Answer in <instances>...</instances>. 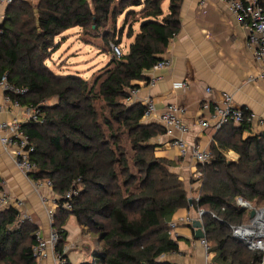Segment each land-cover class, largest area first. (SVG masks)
I'll return each instance as SVG.
<instances>
[{"label":"trees","instance_id":"1","mask_svg":"<svg viewBox=\"0 0 264 264\" xmlns=\"http://www.w3.org/2000/svg\"><path fill=\"white\" fill-rule=\"evenodd\" d=\"M164 1L12 0L7 7L0 26V79L7 76L11 85L27 89L12 100L40 109L41 122L25 124L23 130L38 167L30 178L50 181L59 197L53 225L60 234L57 251L67 245L66 227L74 216L101 245L93 264H171L166 257L179 247L169 223L176 212L192 207L197 216L204 213L201 221L213 264H262L264 253L249 250L234 237L232 227L249 224V212L238 206L239 199L264 204V131L244 139L250 130L246 123L218 130L217 145L210 148L212 163L198 165L201 184L190 205L184 181L171 171V162L156 157L151 144L165 129L142 123L143 104L125 103L129 92L139 89L135 82L148 81L147 74L180 32L184 0H169L167 14ZM136 7H142L139 13L127 15L128 20L140 16L139 32L129 28L128 53L112 58L92 80L57 76L47 66L56 38L66 31L78 27L84 40L109 43L118 18ZM53 99L57 104H44ZM229 151L238 161L226 159ZM74 183L78 195L73 209L65 210L63 198ZM37 231L30 221L21 222L18 210L1 211L0 264H35Z\"/></svg>","mask_w":264,"mask_h":264},{"label":"crops","instance_id":"2","mask_svg":"<svg viewBox=\"0 0 264 264\" xmlns=\"http://www.w3.org/2000/svg\"><path fill=\"white\" fill-rule=\"evenodd\" d=\"M262 2L264 5V0ZM7 7L6 2L0 0V26L4 21ZM180 17V32L171 41L163 56V60L171 62V67L155 72L161 80L154 87L147 85L152 72L147 74V82H135L139 86V93L133 104H144L146 100L152 99L158 112L172 104L180 106L184 109L183 121L189 127L185 140L189 144L200 145L203 149L210 150L213 144L217 145L215 137L218 131L202 129L199 126V120L209 118V114L203 110V105L222 103L224 95L229 94L233 97L236 107L246 109L264 120L262 68L247 46V31L221 0H184ZM79 29L82 33V29ZM68 39L69 36H65L62 40ZM176 83H185L187 88H174ZM21 116L22 110L7 103L0 88V123L10 122L17 117L22 118ZM142 123L158 125L165 129L164 135L156 137L151 142L156 146L155 155L172 163L170 169L184 181L190 200H197L201 184L195 176L198 165L190 156L186 158L179 156L178 149L173 146L177 133L168 134L166 128L157 121L142 120ZM249 129L244 132V139L262 133L255 125ZM13 153V147L5 150L0 143L2 191L8 193L14 201L23 202V206L18 209L20 216H27L28 221L38 228L42 236L48 238L50 224L46 208H49L52 205L51 200L58 196L46 186L37 189L35 183L15 166ZM224 155L229 162H236L239 159L233 151ZM41 197L47 198L48 202L45 205ZM186 217H191L195 221L197 212L192 207L181 209L175 213L172 220ZM66 229L68 238L65 249L68 262L85 264L92 259L95 263V252L99 249V243H92L87 228H81L79 225L75 228L69 224ZM171 238L179 247L177 253L166 257L171 264H206L205 249L199 240L195 239V230L192 226L180 224L176 229V235ZM71 251H76L77 254L71 255L73 262L69 258ZM45 264H52V261L48 260Z\"/></svg>","mask_w":264,"mask_h":264},{"label":"built area","instance_id":"3","mask_svg":"<svg viewBox=\"0 0 264 264\" xmlns=\"http://www.w3.org/2000/svg\"><path fill=\"white\" fill-rule=\"evenodd\" d=\"M6 2L7 5L12 3V0H1ZM227 10L239 21V23L247 31V46L253 52L255 61L261 65L262 73L261 77L264 79V5L262 0H221ZM111 53L113 58L120 60L124 55L120 46L111 44ZM171 67L169 60H162L158 62L154 68L150 71V79L147 83L149 87H154L161 77L157 76L155 72L167 70ZM0 88L5 94V100L7 103L14 105L22 110V118H15L10 122L0 123V143L5 150L9 147L14 148L13 162L15 166L29 179L30 175L37 171L38 167L35 162L32 161L31 156L34 152V147L31 145L29 136L23 130L25 124L31 122H41V113L38 107L21 106L17 101L12 100V96H24L27 94V89L19 88L11 85L7 76H3L0 79ZM174 88L186 89L185 83H176ZM139 89H134L129 92V98L125 101L126 104H133L134 99L137 97ZM144 112L142 120L145 121H157L162 124L168 134L177 133L174 139L173 146L179 151L181 158L190 156L197 165H208L212 163V154L210 150L203 149L200 145L189 144L185 140V135L189 132V127L183 121L184 109L180 106L172 104L166 107L163 111L158 112L156 105L152 99H148L143 104ZM203 110L209 114L208 119L199 120L198 124L202 129H214L220 130L222 127L233 124L234 126H241L248 124L249 126H256L261 132L264 131V120L256 117L255 114L248 111L245 115L241 108H238L233 103V97L229 94L224 95L222 103H216L214 105L205 103ZM196 178L200 181L202 173L197 171ZM32 180V179H31ZM37 189L41 187H48L53 191L52 183L50 181H34ZM201 182V181H200ZM73 184L72 188L65 194V202L61 206L65 210H72V200L78 195V189ZM61 199V198H60ZM41 201L46 204L47 198L41 197ZM52 205L46 208L47 218L50 224V232L48 238L42 236L40 231L35 234V246L32 249V255L35 260V264H45L46 261L51 260L52 264H70L67 260V250L58 252L57 247L60 241V234L56 228H54L55 214L59 206V197L51 200ZM23 206L22 201H14L10 195L6 192L0 191V212L14 208L18 210ZM238 206L244 208L246 201L239 199ZM204 213L199 211L198 219L202 217ZM197 219V220H198ZM28 220L27 216L21 217V222ZM194 219L191 217L179 218L172 220L169 223L170 236L176 235V229L180 224L192 226ZM255 221H251L249 224L232 227L233 235L236 239L243 242L244 245L251 251H259L264 253V234L250 233L254 230ZM201 246L205 249L206 264H213L212 256L209 253L210 247L205 239L199 240ZM262 264H264V259Z\"/></svg>","mask_w":264,"mask_h":264},{"label":"rangeland","instance_id":"4","mask_svg":"<svg viewBox=\"0 0 264 264\" xmlns=\"http://www.w3.org/2000/svg\"><path fill=\"white\" fill-rule=\"evenodd\" d=\"M32 2H35V0ZM168 2L169 0H165L163 3V10L165 14L168 13ZM141 9L142 7L129 8L118 18L114 40L109 39V43L103 42L100 38L93 39L88 42L87 40H84L83 33H81L79 28L71 29L64 33L62 37H57L55 40L56 50L46 61L47 66L57 76L77 75L86 81L92 80L94 78L93 74L106 67L112 60L113 56L111 53V44L118 42V46H120L123 55L128 53L129 47L132 43V39L127 37L129 28L132 26L135 34L139 32V24L136 23V21L140 16L136 14L131 16L128 20L127 15L131 13V11L139 13ZM110 31L112 33V30ZM65 36H69L67 41L62 40ZM44 104L52 106L57 104V99L47 101ZM251 206L257 210L264 209V204L255 205L252 203ZM244 210L247 213L249 212V209ZM249 222H251V220ZM69 224L72 227L78 228V224L74 216H70L68 225ZM87 230L91 234L92 243L97 242L92 231L88 228ZM261 233L264 234V231H261ZM100 249L101 245L99 244L98 250ZM71 255H77L76 251H71L69 255L70 260L73 262L74 259ZM87 264H93L92 259H90Z\"/></svg>","mask_w":264,"mask_h":264},{"label":"water","instance_id":"5","mask_svg":"<svg viewBox=\"0 0 264 264\" xmlns=\"http://www.w3.org/2000/svg\"><path fill=\"white\" fill-rule=\"evenodd\" d=\"M189 204L190 205L192 204V200H189ZM242 209L243 210L244 209H249V218H250L251 221L257 220L258 216L260 214L264 215V209L257 210L254 207H252L251 204L248 203V202H246V206L244 208H242ZM192 227L195 230V239L196 240L205 239V233H204V228H203V224H202L201 218L198 219V220H195L193 222Z\"/></svg>","mask_w":264,"mask_h":264},{"label":"bare ground","instance_id":"6","mask_svg":"<svg viewBox=\"0 0 264 264\" xmlns=\"http://www.w3.org/2000/svg\"><path fill=\"white\" fill-rule=\"evenodd\" d=\"M264 215H259L258 219L255 222L254 230L250 233L251 235L253 234H262L261 231H264ZM261 230V231H260Z\"/></svg>","mask_w":264,"mask_h":264}]
</instances>
